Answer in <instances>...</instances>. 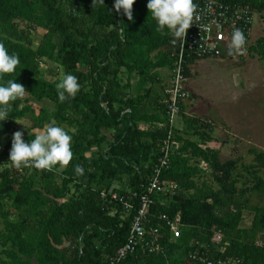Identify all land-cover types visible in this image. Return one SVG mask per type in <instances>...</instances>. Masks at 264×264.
Listing matches in <instances>:
<instances>
[{"label":"trees","instance_id":"trees-1","mask_svg":"<svg viewBox=\"0 0 264 264\" xmlns=\"http://www.w3.org/2000/svg\"><path fill=\"white\" fill-rule=\"evenodd\" d=\"M224 1L264 13V0ZM147 2L136 0L129 21L115 11V0L103 6L95 0H0V43L20 59L5 79H16L27 92L12 102L10 119L0 121V264H109L127 242L131 216L120 199L132 202L144 193L170 131L159 70L172 72L173 37L156 31ZM250 53L264 61V38ZM194 64L186 63L188 80ZM65 73L78 78L81 90L61 103L56 85ZM184 104L162 175L177 189L156 198L146 226L148 238L159 229L163 250L139 247L127 262L264 264V152L250 149L251 164L223 162L209 145L213 124L185 114ZM23 120L31 125L21 131L25 142L34 139L33 128L51 122L72 135L69 165L13 167L12 136ZM162 215L180 217L179 237Z\"/></svg>","mask_w":264,"mask_h":264},{"label":"built area","instance_id":"built-area-1","mask_svg":"<svg viewBox=\"0 0 264 264\" xmlns=\"http://www.w3.org/2000/svg\"><path fill=\"white\" fill-rule=\"evenodd\" d=\"M196 5L193 15V25L187 30L185 38L177 43H172L174 66L171 72V80L166 88L167 116L170 131L163 142L161 156L153 172L149 184L141 195H136V201H125L126 212L131 216V228L128 240L116 254L110 259L109 264H129L128 258L134 256L139 247L146 248L148 252L155 253L162 251L163 247L159 238V229L152 228L150 236L147 237L146 226L150 222L152 209L156 204L158 196H173L177 185L166 182L162 179L164 171L168 170L171 163V156L174 151V126L182 111V103L190 99L187 89L188 78L185 74V66L188 60L195 61L219 59L226 61H239L250 53L252 45L253 29L256 21V13L251 7L241 3H230L224 0H193ZM235 29L243 31L246 37L247 51L244 55H230L229 44L231 34ZM47 171V170H46ZM112 187L113 199H118L117 193ZM106 192H102V197ZM162 220L167 221L170 231L177 238L181 233L180 217L174 221L167 215H162ZM223 233L218 231L214 241L221 244ZM145 249V250H146ZM225 247L220 248L223 253ZM205 263V260H203ZM208 264H235L230 261L218 263L209 261Z\"/></svg>","mask_w":264,"mask_h":264},{"label":"rangeland","instance_id":"rangeland-1","mask_svg":"<svg viewBox=\"0 0 264 264\" xmlns=\"http://www.w3.org/2000/svg\"><path fill=\"white\" fill-rule=\"evenodd\" d=\"M41 38L35 36L36 44ZM261 38L264 13L256 16L252 45ZM190 69L187 89L191 99L186 102L193 99L192 111L198 113L194 116L213 124L215 138L211 144L216 149L211 148L221 153L223 162L241 158L246 164L253 163L250 149L264 152V61L249 53L239 61L201 60ZM30 126L23 120L17 129L27 133ZM205 178H209L207 173Z\"/></svg>","mask_w":264,"mask_h":264},{"label":"clouds","instance_id":"clouds-1","mask_svg":"<svg viewBox=\"0 0 264 264\" xmlns=\"http://www.w3.org/2000/svg\"><path fill=\"white\" fill-rule=\"evenodd\" d=\"M94 2V0H93ZM103 6L104 0H95ZM136 0H115L114 9L117 13L123 10V15L129 21L133 19V5ZM147 9L156 23V31L173 37L172 43H177L185 38L187 30L193 25V15L196 5L193 0H148ZM247 51L246 37L242 30L235 29L231 34L229 44L230 55H244ZM20 59L18 54L10 53L3 43H0V121L9 120V110L12 102L24 97L27 92L22 84L8 78L16 72ZM57 97L63 103L74 99L81 90L78 78L65 73L57 83ZM34 137L29 142L23 140V133L17 131L12 136L9 162L12 166L37 170H49L59 165L66 167L73 159L72 135L55 122L45 124L43 127L33 128ZM77 175H83L84 169L74 166Z\"/></svg>","mask_w":264,"mask_h":264},{"label":"crops","instance_id":"crops-1","mask_svg":"<svg viewBox=\"0 0 264 264\" xmlns=\"http://www.w3.org/2000/svg\"><path fill=\"white\" fill-rule=\"evenodd\" d=\"M159 73H160V75H161V79H162V81H163V85H165L166 87L169 85V83H170V80H171V70H169V69H160L159 70ZM194 100L192 99V101L191 102H185V111H184V113L185 114H187V115H189V116H192V117H194V118H197V117H195L194 115H197L198 113L194 110V111H192V109H194ZM191 103V105H189V104ZM147 107H148V110L149 111H154L155 110V108L154 107H151L150 105H147ZM193 114V115H192ZM200 116H202V114H200ZM199 117V116H198ZM213 138H215L214 137V134H213ZM211 142H213V141H211ZM211 147H213V148H215V146L214 145H212L211 143L209 144ZM216 149V148H215ZM221 154V153H220ZM88 156H90V154L88 155ZM202 169L204 170V171H207L206 170V165L203 163L202 164Z\"/></svg>","mask_w":264,"mask_h":264}]
</instances>
